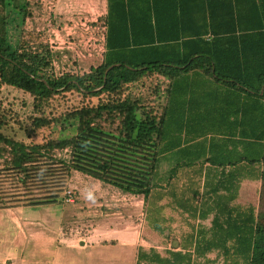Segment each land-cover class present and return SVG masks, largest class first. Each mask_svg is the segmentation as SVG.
<instances>
[{
	"label": "trees",
	"instance_id": "obj_1",
	"mask_svg": "<svg viewBox=\"0 0 264 264\" xmlns=\"http://www.w3.org/2000/svg\"><path fill=\"white\" fill-rule=\"evenodd\" d=\"M26 8L0 0V85L32 96L38 113L29 117L33 130L57 122L62 132L74 122L75 128L70 136L49 132L25 143L2 132L6 120L0 116V176L17 184L15 193L0 191V208L60 203L73 172L146 202L154 188L163 189L155 177L164 160L170 163L165 186L194 175L201 180L208 163L202 192L189 186L186 195L169 190L166 196L192 217L212 214L210 227L197 229L167 255L138 247L134 264H204L213 250L223 255L222 264H264V211L229 204L240 186L231 181L237 174H255L260 201L264 196V0H107L106 16L98 19L106 28L105 51L81 74L52 71L50 50L31 43L21 27ZM155 75L166 83L160 113L130 91ZM64 92L98 102L48 118L43 105ZM205 93L224 109L218 120L223 130L199 134L184 123L178 131L166 129L175 123L174 107L201 112ZM219 168L221 177L211 182ZM154 229L161 231L159 220Z\"/></svg>",
	"mask_w": 264,
	"mask_h": 264
},
{
	"label": "rangeland",
	"instance_id": "obj_2",
	"mask_svg": "<svg viewBox=\"0 0 264 264\" xmlns=\"http://www.w3.org/2000/svg\"><path fill=\"white\" fill-rule=\"evenodd\" d=\"M16 3L26 4L27 14L21 27L32 39L31 43L46 45L50 50L55 74H81L100 63L97 40L100 31L94 28L95 25L100 27L99 20L93 22L82 15L66 17L58 10L61 5L58 0H16ZM165 86V81L155 75L134 83L130 91L147 109L160 113V103H164L166 96ZM97 102L98 97L82 98L77 92H64L53 96L43 105V110L48 118H57L76 107ZM171 112L170 120L175 123L167 124L170 132L178 131L182 123L184 129L199 134L224 129L218 122L220 116L214 112L194 109L185 112L178 107ZM34 115L38 113H33L30 94L10 85H0V116L6 120L2 132L25 143L39 141L49 132L55 137L74 133L75 122L63 132L60 122L33 130L29 117ZM176 121L182 122L176 124ZM169 166L164 160L157 168L155 178L163 189L154 188L146 202L140 196L123 194L89 176L73 172L61 194L63 201L58 204L61 209H51L31 218L28 216L34 212L29 215L22 209H17V213L13 209L15 223L11 209H0V264H134L138 247L146 250L153 247L162 255H167L168 250L181 249L188 235L201 227H210L212 214L200 220L169 205L171 199L166 191L177 190L186 195L188 190L184 192V189L189 186L199 193L203 187L197 175L189 181L180 179L165 186L167 178L164 176ZM12 182L10 177L0 176V191L12 194L17 185ZM66 191H70L72 201L65 200ZM220 194L224 192L220 190ZM235 205L241 209L253 207L255 213L264 211L260 183L245 184L241 200ZM154 220H159L161 231L154 229ZM43 222L48 225H42ZM206 258L209 262L204 264H222L224 260L218 250L208 252Z\"/></svg>",
	"mask_w": 264,
	"mask_h": 264
},
{
	"label": "crops",
	"instance_id": "obj_3",
	"mask_svg": "<svg viewBox=\"0 0 264 264\" xmlns=\"http://www.w3.org/2000/svg\"><path fill=\"white\" fill-rule=\"evenodd\" d=\"M58 2H60L61 5L58 6V10L59 12L63 13L64 15H67L66 17H68V15H71L73 17H79L80 15L83 16H88L90 18L91 21L93 22H97L98 19H102L106 16L107 13V0H58ZM95 29L100 31L99 37L97 40H99V47H98V51L99 53H102L104 50L105 51V37H106V28L103 29L102 27H98V25L94 26ZM104 40V42H103ZM207 84H214L212 80H210L209 82H207ZM207 90H211L214 91V89H210L208 88ZM207 95H203L201 96V104H202V111H207V112H214L217 113L219 116L222 115V111L224 110L223 108H219V99L216 98V96H212V95H208V93H205ZM226 114V112H225ZM259 165L256 164L255 167H253V171L257 170L256 168ZM208 167V163H205L203 165V173H202V177H201V181H204V171L205 169ZM217 172L216 173H212L209 177V180L211 182H216L219 180V178L221 177V175H219V169H216ZM247 171V169H246ZM257 172V171H256ZM237 178H231L232 182H235L237 179L240 182V186L238 188V193L236 195V198L234 200H232L229 204L231 205H235L236 203H239L241 200V193L245 191V184H253L255 185L256 183H260V181L258 179L255 178V174H253L252 176L248 177H244V176H248L246 174L244 175H240L237 174L236 175ZM202 191H203V187H202ZM201 191V192H202ZM59 203H53V204H48V205H41V206H27V205H21V206H16V207H10V208H0V209H4V211L10 210L11 213L14 214V217L12 219V222L15 223V221L17 220L16 218V214L13 212L15 211L17 213V209H22V211L24 213H28L29 215H31L30 213L34 212L35 214H32L31 216H28V218H31L32 216H37L39 215V213H43L45 211H53L54 209H61L62 207L58 206ZM41 208V209H38ZM14 209V210H13ZM64 209V208H63ZM13 210V211H12ZM25 210V211H24ZM2 211V212H4ZM9 211V212H10ZM29 220V219H27ZM48 222V221H47ZM39 223V222H38ZM48 225L47 223H42V225ZM13 238L15 236H12ZM10 238H8V242L7 244L10 245ZM84 247V246H83Z\"/></svg>",
	"mask_w": 264,
	"mask_h": 264
},
{
	"label": "built area",
	"instance_id": "obj_4",
	"mask_svg": "<svg viewBox=\"0 0 264 264\" xmlns=\"http://www.w3.org/2000/svg\"><path fill=\"white\" fill-rule=\"evenodd\" d=\"M28 1V0H27ZM103 29H105L104 27H102ZM103 42H104V40H103ZM103 52L102 53H99V55H100V60L102 59V56H103V53H104V50H102ZM66 197H65V200L66 201H72V196H71V193H70V191H66Z\"/></svg>",
	"mask_w": 264,
	"mask_h": 264
}]
</instances>
